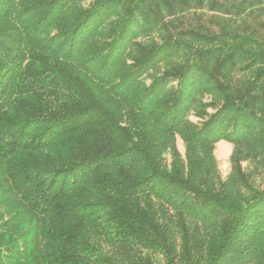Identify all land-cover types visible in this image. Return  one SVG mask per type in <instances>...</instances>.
<instances>
[{
    "label": "trees",
    "instance_id": "1",
    "mask_svg": "<svg viewBox=\"0 0 264 264\" xmlns=\"http://www.w3.org/2000/svg\"><path fill=\"white\" fill-rule=\"evenodd\" d=\"M0 264H264V0H0Z\"/></svg>",
    "mask_w": 264,
    "mask_h": 264
},
{
    "label": "rangeland",
    "instance_id": "2",
    "mask_svg": "<svg viewBox=\"0 0 264 264\" xmlns=\"http://www.w3.org/2000/svg\"><path fill=\"white\" fill-rule=\"evenodd\" d=\"M177 146L180 152L184 154L185 149L180 139H178ZM232 152L233 147L226 142H221L216 146L214 154L218 163L220 174L223 178L227 177L231 171L230 156Z\"/></svg>",
    "mask_w": 264,
    "mask_h": 264
}]
</instances>
